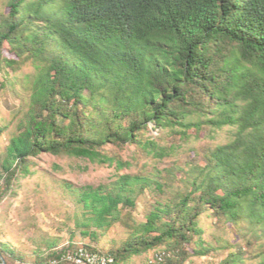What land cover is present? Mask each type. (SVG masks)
I'll return each instance as SVG.
<instances>
[{"label": "trees", "instance_id": "obj_1", "mask_svg": "<svg viewBox=\"0 0 264 264\" xmlns=\"http://www.w3.org/2000/svg\"><path fill=\"white\" fill-rule=\"evenodd\" d=\"M8 8L0 69L31 60L35 73L0 153V199L42 153L115 167L108 182H63L79 209L75 228L66 246L55 240L35 263L75 264L61 256L79 247V232L83 247L112 255V264L156 249L149 264H186L220 249L218 264H253L250 255L264 264V0H9ZM4 43L17 59L3 55ZM205 127H227L229 139L187 166L122 172L132 164L102 152L136 144L165 158L176 146L150 128L188 140ZM148 192L155 199L139 219ZM206 215L242 232L245 244L208 239ZM117 224L128 230L122 244L102 251L92 243ZM3 257L28 262L0 242Z\"/></svg>", "mask_w": 264, "mask_h": 264}, {"label": "rangeland", "instance_id": "obj_2", "mask_svg": "<svg viewBox=\"0 0 264 264\" xmlns=\"http://www.w3.org/2000/svg\"><path fill=\"white\" fill-rule=\"evenodd\" d=\"M8 1L0 0V13L8 11ZM3 55L15 58L8 43L3 45ZM14 69L4 65L0 69V153L9 143L11 136L22 118L31 90L28 80L35 73V65L31 60H18ZM148 134L158 138L161 144L174 143V154L165 158L155 157L136 144H108L102 152L130 162L132 167L122 172H134L140 169L157 170L172 169L177 165L187 166L202 159L208 147L225 143L229 139L228 128L211 130L205 127L193 132L188 140L169 134L166 129L150 128ZM33 173L19 179L13 190L0 199V242L9 244L20 254L27 257L28 262H11L12 264H36L35 259L40 254H46L49 246L55 240L58 248L69 243L71 228H75V216L79 209L73 203L71 196L63 187L64 181L76 184H98L110 181L115 173V167L100 164L88 158L42 153L32 158ZM174 177L179 179L181 171L176 168ZM3 179L0 180V182ZM155 197L147 193L138 201L135 214L139 219L150 209ZM205 236L208 239L222 237L231 243L244 245L246 240L242 232H237L229 223L217 221L215 216H204ZM128 236V230L117 224L101 235L98 242H92L102 251H110L118 247ZM76 243L82 246V236L76 233ZM159 249L150 250L139 256H132L125 264H149L150 259ZM227 251L218 250L209 255L192 256L186 264H218ZM6 262L5 258L3 257ZM258 258L249 256L247 263L255 264ZM8 264V262H6ZM122 264V263H121Z\"/></svg>", "mask_w": 264, "mask_h": 264}, {"label": "built area", "instance_id": "obj_3", "mask_svg": "<svg viewBox=\"0 0 264 264\" xmlns=\"http://www.w3.org/2000/svg\"><path fill=\"white\" fill-rule=\"evenodd\" d=\"M159 260L162 259L161 254L156 255ZM62 260L70 261L75 264H112L114 257L110 254L89 250L83 246L77 247L70 252H66L61 256ZM57 261L54 260L53 264Z\"/></svg>", "mask_w": 264, "mask_h": 264}, {"label": "water", "instance_id": "obj_4", "mask_svg": "<svg viewBox=\"0 0 264 264\" xmlns=\"http://www.w3.org/2000/svg\"><path fill=\"white\" fill-rule=\"evenodd\" d=\"M0 264H7L4 260H0Z\"/></svg>", "mask_w": 264, "mask_h": 264}]
</instances>
